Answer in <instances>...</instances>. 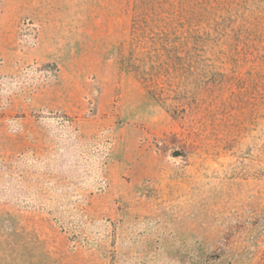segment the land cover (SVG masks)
I'll list each match as a JSON object with an SVG mask.
<instances>
[{
  "label": "rangeland",
  "instance_id": "374dc122",
  "mask_svg": "<svg viewBox=\"0 0 264 264\" xmlns=\"http://www.w3.org/2000/svg\"><path fill=\"white\" fill-rule=\"evenodd\" d=\"M0 264H264V0H0Z\"/></svg>",
  "mask_w": 264,
  "mask_h": 264
}]
</instances>
